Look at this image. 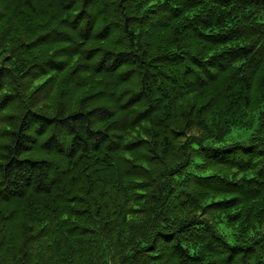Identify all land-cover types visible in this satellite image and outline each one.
<instances>
[{
    "label": "trees",
    "instance_id": "16d2710c",
    "mask_svg": "<svg viewBox=\"0 0 264 264\" xmlns=\"http://www.w3.org/2000/svg\"><path fill=\"white\" fill-rule=\"evenodd\" d=\"M0 264H264V0H0Z\"/></svg>",
    "mask_w": 264,
    "mask_h": 264
},
{
    "label": "rangeland",
    "instance_id": "374dc122",
    "mask_svg": "<svg viewBox=\"0 0 264 264\" xmlns=\"http://www.w3.org/2000/svg\"><path fill=\"white\" fill-rule=\"evenodd\" d=\"M249 132L234 130L227 139V143H232L237 140H245Z\"/></svg>",
    "mask_w": 264,
    "mask_h": 264
}]
</instances>
